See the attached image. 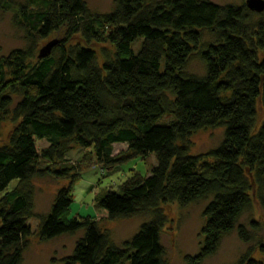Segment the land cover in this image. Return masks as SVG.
Returning a JSON list of instances; mask_svg holds the SVG:
<instances>
[{"label":"trees","instance_id":"obj_1","mask_svg":"<svg viewBox=\"0 0 264 264\" xmlns=\"http://www.w3.org/2000/svg\"><path fill=\"white\" fill-rule=\"evenodd\" d=\"M15 4L0 0V11ZM114 4L102 15L85 0L18 7L26 48L0 58V138L5 122L14 125L0 144V264H24L31 219L39 222L40 241L81 234L59 264H168L162 235L163 206L170 204L208 201L203 246L185 264H204L233 232L245 244L255 238L240 221L255 202L264 209V122L257 129L256 109L259 100L264 107V12L210 0ZM205 31L214 40L201 49ZM61 33L40 59L39 42ZM98 45H106L102 63ZM196 52L205 76L188 72ZM218 127L221 145L192 155V134ZM116 145L127 150L116 155ZM78 149L91 151L104 172L152 155L156 164L148 176L135 174L118 192L96 197L97 217H71L81 171L66 158ZM49 175L69 183L41 215L33 182ZM138 215L149 220L120 246L101 229ZM254 253L248 248L236 264H261Z\"/></svg>","mask_w":264,"mask_h":264},{"label":"rangeland","instance_id":"obj_2","mask_svg":"<svg viewBox=\"0 0 264 264\" xmlns=\"http://www.w3.org/2000/svg\"><path fill=\"white\" fill-rule=\"evenodd\" d=\"M115 0H85L90 10L95 14H107L114 10ZM161 0H151L158 2ZM217 5H243L247 0H210ZM25 0H16L14 8L7 12L0 11V58L9 55L13 50L26 48L24 32L16 26L18 7L23 5ZM63 37V33L54 34L46 40H42L38 45L39 51L47 46L50 42ZM213 35L209 31L203 33L202 47L212 42ZM139 47V45H137ZM106 45L95 46L98 52L99 61L102 63L103 57L101 50ZM137 47V48H138ZM112 55L115 53L113 48L108 47ZM199 52L194 54L188 65V72L197 76H205L207 71L204 63L199 57ZM258 121L257 129L264 122V107L259 100L256 105ZM14 125L10 120L2 125L0 144L8 142L9 134ZM224 128H209L198 131L190 137L192 143V155H206L211 150L219 147L224 139ZM126 145H116L114 154L126 151ZM91 151L76 150L66 159V163H73L81 171L80 177L75 183L72 191L73 204L71 206V217H97L98 213L95 208V199L105 194L106 191H119L121 184L135 174L145 177L150 174L152 166L156 164L154 155L143 159L137 158L128 163L119 166L112 171H103L97 164L95 155L89 154ZM88 159L85 163L82 159ZM83 162L82 165H78ZM45 168V167H43ZM249 179L252 175L247 172ZM67 180H59L51 175L46 178H36L33 182L35 188V207L36 213L46 215L51 211L55 196L60 188L68 185ZM16 182L10 186L13 189ZM208 201L199 202L189 207L182 208L178 204L163 206L168 217V224L163 231L162 244L166 250V261L168 264H185L186 256H195L203 246L204 238L202 230L205 225L203 216L204 209ZM149 217L138 215L125 218L114 222H105L101 224V229L107 232L114 244L120 246L123 242L131 239L140 229L141 225L148 221ZM34 235L29 241V247L25 253L24 264H59V262L73 254L77 240L81 234L76 236H62L51 241H40L39 239V222L36 219L29 221ZM255 223L259 230L255 231L252 227ZM240 224L244 225L247 230L254 236L250 244L243 243L237 231L226 237L218 253L207 260L204 264H236L240 257L248 248H253L254 259L264 264V209L257 203H254L253 209L245 214ZM38 234V235H37Z\"/></svg>","mask_w":264,"mask_h":264},{"label":"water","instance_id":"obj_3","mask_svg":"<svg viewBox=\"0 0 264 264\" xmlns=\"http://www.w3.org/2000/svg\"><path fill=\"white\" fill-rule=\"evenodd\" d=\"M247 8L255 13L261 14L264 12V0H247ZM58 44V40L50 42L47 46L42 48L39 52V58H46L52 51L53 47Z\"/></svg>","mask_w":264,"mask_h":264}]
</instances>
